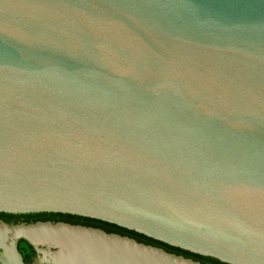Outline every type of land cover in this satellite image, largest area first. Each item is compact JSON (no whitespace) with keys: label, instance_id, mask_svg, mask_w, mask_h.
<instances>
[{"label":"water","instance_id":"water-1","mask_svg":"<svg viewBox=\"0 0 264 264\" xmlns=\"http://www.w3.org/2000/svg\"><path fill=\"white\" fill-rule=\"evenodd\" d=\"M0 213L264 264V0H0Z\"/></svg>","mask_w":264,"mask_h":264},{"label":"bare ground","instance_id":"bare-ground-1","mask_svg":"<svg viewBox=\"0 0 264 264\" xmlns=\"http://www.w3.org/2000/svg\"><path fill=\"white\" fill-rule=\"evenodd\" d=\"M11 230L12 242L8 244L5 256L15 258V239L26 237L39 253L34 264H192L95 231L48 224ZM4 236L5 231L0 228V238Z\"/></svg>","mask_w":264,"mask_h":264},{"label":"flooded vegetation","instance_id":"flooded-vegetation-1","mask_svg":"<svg viewBox=\"0 0 264 264\" xmlns=\"http://www.w3.org/2000/svg\"><path fill=\"white\" fill-rule=\"evenodd\" d=\"M37 223H51V224L64 223L71 226H79L87 229L99 230L106 234H116L123 237H128L135 240L139 244H144L146 246L159 248L167 253L179 257H183L185 260L190 261L192 264H224L219 262L218 260L209 257L195 255L177 248H173L161 243H157L155 241H150V239H144L136 235L125 233L120 229H115L111 225H108L103 222L101 223L96 220L80 218L76 216L73 217L68 215H64V216L51 215V214L10 215L4 213H0V228L4 229L5 231L4 238H0V264H34L38 254L37 250L32 244H30V242L28 241L29 239L27 240L26 238L23 237H21L18 240L17 245L15 247L16 253L19 256L9 259L5 255L7 252L8 244L12 242L10 236L13 230L11 229L20 226L28 227L29 225H33ZM9 230H11V232Z\"/></svg>","mask_w":264,"mask_h":264},{"label":"trees","instance_id":"trees-1","mask_svg":"<svg viewBox=\"0 0 264 264\" xmlns=\"http://www.w3.org/2000/svg\"><path fill=\"white\" fill-rule=\"evenodd\" d=\"M43 215H49V214H43ZM51 215H59V216H64V215H61V214H51ZM68 216H70V215H68ZM74 217V216H73ZM102 223V222H101ZM104 223V222H103ZM107 224V223H106ZM108 225H111V224H108ZM112 227H114L115 229H120L121 231H123V232H125V233H128V234H131V235H136V236H139V237H141V238H144V239H149V238H147V237H145V236H143V235H140V234H137V233H135V232H131V231H128V230H125V229H122V228H119V227H117V226H114V225H111ZM150 241H154V240H152V239H150ZM156 242V241H155ZM157 243H159V242H157ZM162 244V243H161ZM165 245V244H164Z\"/></svg>","mask_w":264,"mask_h":264},{"label":"rangeland","instance_id":"rangeland-1","mask_svg":"<svg viewBox=\"0 0 264 264\" xmlns=\"http://www.w3.org/2000/svg\"><path fill=\"white\" fill-rule=\"evenodd\" d=\"M38 253V252H37ZM39 256V253L37 254V257ZM37 257H36V259H37ZM36 261V260H35Z\"/></svg>","mask_w":264,"mask_h":264}]
</instances>
